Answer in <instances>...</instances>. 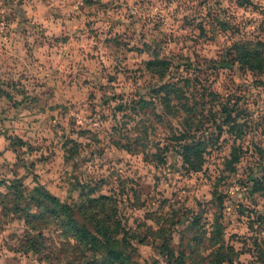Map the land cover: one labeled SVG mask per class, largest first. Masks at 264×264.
<instances>
[{
  "label": "rangeland",
  "instance_id": "374dc122",
  "mask_svg": "<svg viewBox=\"0 0 264 264\" xmlns=\"http://www.w3.org/2000/svg\"><path fill=\"white\" fill-rule=\"evenodd\" d=\"M184 134L204 145L200 170L178 152ZM1 179L68 202L80 184L114 197L144 239L138 264H164L159 229L208 255L216 216L234 264H264V0H0ZM27 232L0 212L8 264L66 263L23 253Z\"/></svg>",
  "mask_w": 264,
  "mask_h": 264
},
{
  "label": "trees",
  "instance_id": "16d2710c",
  "mask_svg": "<svg viewBox=\"0 0 264 264\" xmlns=\"http://www.w3.org/2000/svg\"><path fill=\"white\" fill-rule=\"evenodd\" d=\"M235 57L251 69L257 67L246 51L242 52L238 48ZM155 62L151 60L148 63ZM166 86L167 98L173 95L180 100L183 91L173 83H168ZM165 106H169V102ZM229 118L227 115V119L223 121L224 125H231L233 120ZM179 140H184L181 145H178V152H181L184 164L192 170H200L205 150L202 141L188 140L186 134ZM231 155L232 159L228 163L239 160L235 148ZM19 182L1 179L0 186L2 185L5 191L0 192V212L3 216H20L27 228L36 231L33 234L27 232L25 235L23 244L27 247L24 248L23 253L32 251L39 260L49 263L51 257L45 253V250L55 254L58 262L63 260L65 264H138L133 259L135 248L132 241L136 239L137 242L142 243L144 239L136 235L124 220L122 221L118 215L117 201L114 197L96 194L97 189L80 184L78 199L68 202L38 183L29 194H25ZM49 227L53 228V236H46L43 233ZM223 230V225L216 216L209 231L210 251L205 256L195 255L196 259L184 249L175 251L165 229L157 231L160 242L155 244V249L164 264H222L224 262L234 264L237 250L232 245L224 243ZM196 239L195 236L189 240L195 241L196 244ZM256 249H258L259 261L264 263V248ZM17 250L19 252L18 248ZM59 254H61L60 257ZM66 260H70L69 263ZM158 261L154 259L150 264H159Z\"/></svg>",
  "mask_w": 264,
  "mask_h": 264
},
{
  "label": "crops",
  "instance_id": "0c3cea01",
  "mask_svg": "<svg viewBox=\"0 0 264 264\" xmlns=\"http://www.w3.org/2000/svg\"><path fill=\"white\" fill-rule=\"evenodd\" d=\"M6 255L0 253V264H8V259L4 258Z\"/></svg>",
  "mask_w": 264,
  "mask_h": 264
}]
</instances>
